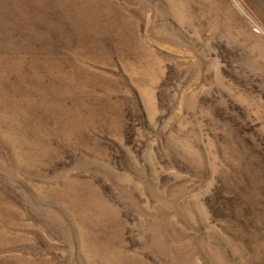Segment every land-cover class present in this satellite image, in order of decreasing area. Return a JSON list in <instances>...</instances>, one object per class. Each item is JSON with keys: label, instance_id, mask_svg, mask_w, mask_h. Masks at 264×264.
Masks as SVG:
<instances>
[{"label": "rangeland", "instance_id": "rangeland-1", "mask_svg": "<svg viewBox=\"0 0 264 264\" xmlns=\"http://www.w3.org/2000/svg\"><path fill=\"white\" fill-rule=\"evenodd\" d=\"M0 264H264V0H0Z\"/></svg>", "mask_w": 264, "mask_h": 264}]
</instances>
